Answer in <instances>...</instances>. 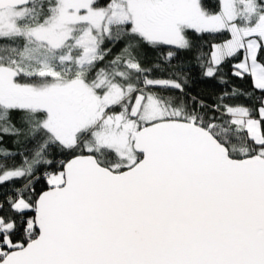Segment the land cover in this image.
<instances>
[{"label": "snow or ice", "instance_id": "obj_1", "mask_svg": "<svg viewBox=\"0 0 264 264\" xmlns=\"http://www.w3.org/2000/svg\"><path fill=\"white\" fill-rule=\"evenodd\" d=\"M0 264H264V0H0Z\"/></svg>", "mask_w": 264, "mask_h": 264}, {"label": "trees", "instance_id": "obj_2", "mask_svg": "<svg viewBox=\"0 0 264 264\" xmlns=\"http://www.w3.org/2000/svg\"><path fill=\"white\" fill-rule=\"evenodd\" d=\"M155 55V53H150V58H155ZM181 58L184 59L186 63H188L189 57L185 56V54L181 53ZM191 76L194 81L191 88L193 94H199L211 102L212 97L216 92L219 91V88L213 87L210 82L204 81L200 78V70L195 66V61H191ZM233 82L236 84H242L243 87L250 88V80L243 82L234 80ZM7 143L9 147H13L10 141Z\"/></svg>", "mask_w": 264, "mask_h": 264}]
</instances>
